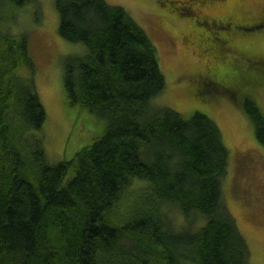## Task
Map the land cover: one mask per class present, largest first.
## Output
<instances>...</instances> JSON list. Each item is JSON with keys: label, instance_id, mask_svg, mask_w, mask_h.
I'll return each instance as SVG.
<instances>
[{"label": "trees", "instance_id": "1", "mask_svg": "<svg viewBox=\"0 0 264 264\" xmlns=\"http://www.w3.org/2000/svg\"><path fill=\"white\" fill-rule=\"evenodd\" d=\"M29 1L0 0V264H253L224 197L221 128L205 113L154 105L166 87L158 48L122 6L55 0L60 34L87 47L65 60L68 101L104 127L72 159L50 160L29 38L10 25ZM262 30L264 9L243 32ZM238 52L246 63L233 58L231 80L245 69L262 83L264 59ZM205 85L196 94L208 102ZM241 102L264 144V111L249 95Z\"/></svg>", "mask_w": 264, "mask_h": 264}, {"label": "rangeland", "instance_id": "2", "mask_svg": "<svg viewBox=\"0 0 264 264\" xmlns=\"http://www.w3.org/2000/svg\"><path fill=\"white\" fill-rule=\"evenodd\" d=\"M107 1L125 8L158 48L166 87L155 99L154 105L173 108L187 118L197 111L205 113L221 128L230 153L229 171L223 182L224 197L249 242L253 264H264V144L258 140L254 124L241 102L245 95H249L264 111V80L257 85L249 83L247 79L239 80L237 86L241 89L235 94L237 98L228 89L226 80H222V83L219 81L220 85L217 81L216 86L215 83L213 86L207 83L210 76L204 71L208 69L209 58L201 57L196 45L186 41L183 36L192 26L187 20L195 15L194 12L172 5L174 10L168 0ZM218 1L220 5L213 12H225L227 8L222 0ZM240 1L236 6L237 11L245 10L255 16L264 9V0ZM170 2L174 4L179 1ZM205 12L211 10L205 9ZM182 13L185 19L178 16ZM59 23L55 0H30L18 10L10 23L12 30L25 32L29 38L33 72L47 110L45 143L48 156L54 163L72 159L80 149L98 137L104 127V120L68 101L64 83L65 60L84 54L87 47L84 43L65 39L59 32ZM228 26L225 29L231 33ZM221 27L218 26L216 30L219 31ZM212 30L214 28L211 27ZM245 35V38L237 37L234 49L251 51L256 59H264L263 30L252 35L246 32ZM220 51L221 56L211 62L212 66L223 70L230 79L231 67L226 64L229 55L224 53L225 47H220ZM243 53L234 54L231 63L235 58L238 67L245 65L242 56H247V53ZM21 71L30 74L31 69L23 68ZM198 82L206 83V88L209 86L213 91V97L210 95L212 98H207L208 102L196 94Z\"/></svg>", "mask_w": 264, "mask_h": 264}, {"label": "flooded vegetation", "instance_id": "3", "mask_svg": "<svg viewBox=\"0 0 264 264\" xmlns=\"http://www.w3.org/2000/svg\"><path fill=\"white\" fill-rule=\"evenodd\" d=\"M170 1L174 0H168V3L170 4L169 6H171V8L174 10L175 8L172 5L177 6L176 8H183L185 11H191L195 13V15L188 18L187 21L191 22L192 26L190 27L188 32L183 34V36L186 41L190 42L193 45H196L197 49L200 51L201 57L209 58L207 59V61L210 62L208 65V69L204 72L210 76L209 79L213 80L215 86L217 81L218 85H220V83H222V80H226L229 83L228 89H230L231 93H233L235 87L238 85V83H236L237 80L246 81L247 79L248 81L249 75L247 76L245 74V69H243L244 72L238 74L237 80L234 79L233 81L231 80V78L228 79V77L223 73V70H220L219 68L217 70V68L212 66L213 63H211L217 58L219 59V57L221 56V53L216 50V47H219L221 42H225L226 52L228 51V54L231 55L237 37H239L238 39H241L247 36L245 35L246 33L243 32V30L248 23L249 16L252 13H250V15L248 16L247 11L236 10L237 3H241V1L222 0L223 6L227 8L225 12L222 13H218L216 11L213 12L216 6L220 5L218 0H178L179 2H176L174 4H171ZM239 8L242 9V7ZM205 9L211 10V12H205ZM183 14L184 13L179 14L178 16L185 19ZM227 24L230 26L231 33L228 31L219 32L216 30L218 26ZM211 27L214 28V30L210 31ZM216 42L218 46L216 45ZM205 46L209 47L205 48L204 50ZM212 51L214 52V54ZM231 57H233V55H231ZM226 64H229L231 69H233V66H231V61H227ZM198 74H200V72ZM219 81L221 82L219 83Z\"/></svg>", "mask_w": 264, "mask_h": 264}]
</instances>
